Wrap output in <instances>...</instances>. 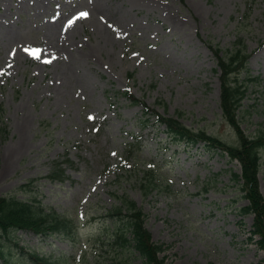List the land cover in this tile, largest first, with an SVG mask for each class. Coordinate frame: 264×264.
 <instances>
[{
    "label": "rangeland",
    "instance_id": "rangeland-1",
    "mask_svg": "<svg viewBox=\"0 0 264 264\" xmlns=\"http://www.w3.org/2000/svg\"><path fill=\"white\" fill-rule=\"evenodd\" d=\"M81 12L88 17L76 19ZM209 44L250 52L236 74L248 85L239 119L250 137L264 133V0H0V196L36 199L77 226L75 239L0 232L10 256L0 264H18L20 246L54 264H107L122 254L140 263L103 232L114 227L103 215L119 196L142 208L164 264H264L254 215L241 211L239 162L202 141H174L123 94L237 143ZM56 162L63 178L49 177ZM150 168L157 185L146 194Z\"/></svg>",
    "mask_w": 264,
    "mask_h": 264
},
{
    "label": "trees",
    "instance_id": "trees-1",
    "mask_svg": "<svg viewBox=\"0 0 264 264\" xmlns=\"http://www.w3.org/2000/svg\"><path fill=\"white\" fill-rule=\"evenodd\" d=\"M215 55L216 62L220 68V98L223 118L232 126L236 135L237 143H229L219 136L208 133L204 129L195 130L184 125L173 116H166L150 108L144 101L135 97L130 90L123 92L133 103L143 105V113L155 116L158 124H165L166 130L174 141L183 140L187 145H195L203 142L208 148H214L222 153L228 154L230 159L237 160L240 164V173L235 172L233 177L241 182L244 196L248 199L247 205L241 207L244 213H252L253 234L259 237L256 240L258 246L264 249V195L260 191L258 172L261 164L260 150L264 147V133L250 137L241 127L239 119L240 108L248 89L247 82L239 80L236 76L242 69L247 68L250 52L240 45L233 51L222 52L221 49L209 44ZM250 78V80L260 79ZM133 149L139 151L136 140L129 143L128 152L132 154ZM68 162H71L67 159ZM51 172V178H63L64 170L59 167L60 162ZM58 171H62L59 173ZM146 172L145 188L146 194L156 187L155 170ZM60 174H63L62 176ZM60 176V177H58ZM120 204H114L106 209L103 222L107 218L113 220L114 227L104 226L103 232L113 237L111 245L122 248L121 252L137 253L141 258L138 264H164L166 256L163 252L164 244L152 239L150 230L145 226V213L136 202L127 196H119ZM110 228V230H109ZM27 230L37 234H59L63 238L75 239L77 226L71 216L63 215L52 208L44 206L38 200L21 199L16 195L0 196V232ZM108 230L110 232H108ZM100 239V237L98 238ZM20 260L18 264H54L58 259H52V255H42L35 250H27L20 246ZM0 257L5 263L10 262V256L0 245ZM14 264V263H13ZM107 264H133L129 256L125 254L113 257Z\"/></svg>",
    "mask_w": 264,
    "mask_h": 264
},
{
    "label": "snow or ice",
    "instance_id": "snow-or-ice-1",
    "mask_svg": "<svg viewBox=\"0 0 264 264\" xmlns=\"http://www.w3.org/2000/svg\"><path fill=\"white\" fill-rule=\"evenodd\" d=\"M88 13L87 12H81L80 14H79V16L78 17H76V19H82V18H87L88 17ZM70 23H74V21H72V22H70ZM25 52H27V53H29V55H32L34 58H36V59H39L40 57H39V55L37 54L38 52H39V50H32V49H25ZM45 63H51V61L50 60H45L44 61ZM9 66H11V65H9ZM4 73H0V75H3ZM90 119H92V117H90ZM113 155H115V153H113Z\"/></svg>",
    "mask_w": 264,
    "mask_h": 264
}]
</instances>
